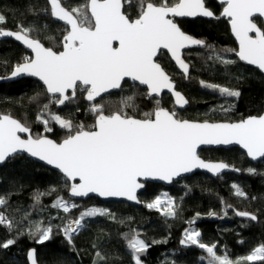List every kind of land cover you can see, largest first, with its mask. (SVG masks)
I'll return each instance as SVG.
<instances>
[{
  "label": "snow or ice",
  "instance_id": "snow-or-ice-1",
  "mask_svg": "<svg viewBox=\"0 0 264 264\" xmlns=\"http://www.w3.org/2000/svg\"><path fill=\"white\" fill-rule=\"evenodd\" d=\"M131 2L86 0L80 6L67 9L62 6V0H47L48 7L43 11L66 25L60 42L62 50L46 47L41 39L32 35L34 28L26 27L23 23H18L15 31L5 30L2 25L6 23V17L0 14V37H12L22 42L32 53L15 64L6 78L21 75L39 78L50 99L40 108L37 121L45 126V132L52 131L50 121H55L67 130V135L57 142L46 135L33 136L31 129L20 120L10 114H0V163L25 152L54 166L67 181H71L72 196L84 197L96 193L101 197H126L140 203L137 190L144 187L140 183L142 177L171 182L182 173L197 168L218 175L230 167L223 162H205L201 159L197 149L202 145L235 143L246 149L247 156L253 160L264 158V114L250 115L236 122H198L179 118L174 109L160 106V100L157 99L152 111L137 118L125 110L135 109V94L122 97L120 107L107 113L106 103L95 102L102 94L121 89L125 78H131L147 86L146 95L149 98L154 94L159 96L166 89L174 97V104L183 107L188 104V100L175 89L173 79L156 62L158 53L162 49L170 53L185 78H188L189 65L182 58V50L193 45L213 48L204 40L184 32L176 22L178 17L218 19L213 10L206 6V0H136L138 15L135 19H130L122 10L124 3L130 5ZM220 2L223 5L220 16L228 19L239 45L238 50L221 51L233 52L240 61L264 73V26L256 22L257 19L264 20V0ZM48 39L54 41L55 38ZM213 52L214 56H210V59L215 58L225 65L235 63L215 52L214 48ZM200 84L228 97L238 98L241 95L239 90L228 87L205 81H200ZM77 89L86 93L85 99L91 102L88 111L95 117L94 123L87 127L82 123L74 125L71 119L49 110L51 103L64 105L66 101L73 100ZM38 96L39 93L31 99L36 100ZM221 110L226 113L230 108L221 106ZM45 113L48 118H45ZM21 133H27V138H22ZM233 170L241 171L238 168ZM247 172L255 174L256 169L248 168ZM232 187L237 196H246L239 185L233 184ZM54 191L56 189L52 188L51 192ZM51 192L37 193L34 199L39 201L41 196L50 195ZM6 204L5 197L0 196V205ZM52 207L68 213L79 206L57 197ZM146 207L156 209L166 217H175L178 205L164 193L157 195ZM208 215L215 216L216 213L210 212ZM236 215L248 217L252 221L258 219L247 211H238ZM97 216L114 218L108 209L90 207L80 212L78 217L56 227L71 245L74 234L85 227L86 218ZM199 216L197 213L196 218ZM194 220L189 223H194ZM0 226L6 227L9 232L15 227L14 222L2 212ZM24 234V231H18L15 237L0 241V249H8ZM27 234L35 243L43 244L52 238L53 226L30 222ZM125 238L134 264H144L141 257L151 244L135 230L125 234ZM200 238L201 232L189 227L185 228L180 243L204 250L207 257L201 259H207V264L264 262V243L253 248L249 254L233 260L226 251L218 255L216 244H205ZM95 257L93 264H102L106 260L99 250L95 252ZM27 258L30 264H37L35 248L27 252Z\"/></svg>",
  "mask_w": 264,
  "mask_h": 264
},
{
  "label": "trees",
  "instance_id": "trees-1",
  "mask_svg": "<svg viewBox=\"0 0 264 264\" xmlns=\"http://www.w3.org/2000/svg\"><path fill=\"white\" fill-rule=\"evenodd\" d=\"M84 3L86 0H62V5L68 9ZM206 6L219 18L176 19V22L184 32L204 40L207 45L213 46L215 52L235 63L225 65L215 58L210 59V56H214L213 48H192L183 54L190 65L188 78H185L175 68L167 53L160 52L158 61L188 100L186 109L177 110L167 94L161 98H149L145 88L131 82H124L119 91L102 97L96 103H106L107 113L120 107L122 97L135 94V109L125 110L137 118L152 111L157 99L160 100V106L174 109L181 119L237 121L250 115H259L264 109V75L240 63L233 52L221 51L237 49V44L230 34L228 20L220 16L223 6L216 0H206ZM46 7V0H0V14L6 17L2 27L17 30V24L23 23L26 27L34 28L32 35L41 39L46 47L61 50L60 42L66 26L45 13L43 9ZM30 8L33 11H29ZM123 11L130 19H135L138 15L136 0H132L130 5L124 3ZM256 22L262 26L260 19ZM49 37H54V41ZM26 55L31 56L12 40H0V77L8 75L13 66L22 62ZM200 81L239 90L241 95L238 98L221 95L217 90L203 87ZM230 82H234L237 87H230ZM37 93L38 98L31 99ZM68 94L71 95V92ZM85 94L77 89L73 100L61 107L51 103L49 110L71 119L74 125L82 123L86 127L90 126L95 117L88 111L90 104L85 101ZM49 99L44 87L30 78L0 83V114H10L17 118L31 129L33 136L47 135L60 142L67 135L66 129L50 121L52 131L47 133L45 126L36 119L40 108L49 103ZM221 106L230 108V111L223 112ZM45 118H48L47 113ZM199 154L204 159L221 160L241 169L240 174L224 173L211 178L203 173H194L179 179L168 188L157 183H146L145 189L139 194L142 202L140 206L123 201L101 202L93 197L72 200L68 197L70 183L61 174L23 155L10 158L0 166V196L7 200L6 205H0V212L11 219L15 227L9 232L6 227L0 226V241L15 237L18 231H24L25 234L18 237L17 242L8 249H0V264H28L27 252L33 248L36 249L37 264H93L97 250L106 256L102 264H134L125 238V234L132 230L139 232L140 237L151 244L141 257L144 264H207V259H201L207 257L204 250L197 246L179 247L184 230L189 227L201 232V242L216 244L217 253L224 254L226 251L233 260L247 255L253 248L264 243V158L251 163L243 152L234 147L202 149ZM248 168L256 169V173H248ZM233 184L239 185L246 196H237ZM52 188L56 191L51 192ZM162 190L167 191L178 205L175 217H166L143 204V201L153 200ZM47 192L51 194L41 196L39 201L34 199L37 193ZM57 197L72 200L79 207L65 213L60 208L52 207ZM90 207L108 209L114 218H86L85 227L74 234L70 245L56 226H62ZM236 211L253 213L258 219L252 221L238 218ZM210 212L216 215H208ZM197 213L200 214L199 218H196ZM193 220L194 223L190 224ZM30 222L51 224L52 238L43 244L35 243L27 234Z\"/></svg>",
  "mask_w": 264,
  "mask_h": 264
},
{
  "label": "water",
  "instance_id": "water-1",
  "mask_svg": "<svg viewBox=\"0 0 264 264\" xmlns=\"http://www.w3.org/2000/svg\"><path fill=\"white\" fill-rule=\"evenodd\" d=\"M46 1H47V0H46ZM123 2H124V0H122V3H123ZM216 2H217L219 5H222L221 2H220V0H216ZM62 6H63V5H62ZM222 6H223V5H222ZM64 7H65V6H64ZM65 8H66V7H65ZM67 9H68V8H67ZM122 10H123V8H122ZM221 12H222V11H221ZM196 18H202V17H196ZM224 18H226V17H224ZM53 19H54L55 21H59V20H57L56 18H53ZM176 19H194V18H179V17H178V18H176ZM203 19H212V18H203ZM226 19H227V18H226ZM227 20H228V19H227ZM59 22H61L62 24L65 25V23H64L63 21H59ZM261 23H262V26H264V20H261ZM228 25H229L230 34H231V36L234 38V40H235V42H236V44H237V50H238V47H239V45H238V41L236 40L235 36H234V35L232 34V32H231V28H230V23H229V21H228ZM65 26H66V25H65ZM5 30H11V29H5ZM13 31H15V30H13ZM7 39L12 40V41L15 42L16 44H18L20 47H22L25 51H27L28 53H30V55H32L31 50H30V49H27V47H26L22 42H20V41H16V40H15L14 38H12V37H7V38H2V37H0V40H7ZM114 46H118V45H114ZM197 47H203V46L193 45V46H190V47L185 48L184 50H182V58H183V54H184V52H185L186 50H189V49H192V48H197ZM61 50H62V49H61ZM160 52H166L167 55H168V57L170 58L171 62H172L173 65L175 66V68H176L181 74H183V73H182V70L178 67V65H176L175 61L171 58L170 53H168L166 50H163V49H162ZM160 52H159V53H160ZM159 53H158V55H157V57H156V62H157V63H160V62L158 61ZM236 57H237V56H236ZM183 59H184V58H183ZM237 59H238V61H239L240 63H242V64H244V65H247V66H249V67H251V68H254V69H256L257 71H259L255 66L248 65L246 62L240 61L238 57H237ZM184 60H185V59H184ZM185 62L189 65V63H188L186 60H185ZM161 66H162V65H161ZM11 71H12V70H11ZM165 71H166V70H165ZM189 71H190V65H189ZM166 72H167V71H166ZM259 72H260L261 74L264 75V73H262L261 71H259ZM10 73H11V72H10ZM10 73H9L8 75H6V76L0 78V83H4V82H13V81H17V80H20V79H23V78H30V79H33V80L37 81L38 83H40V84L44 87V89H45V86L43 85V82L40 81L39 78H37V77H31V76H28V75H21V76H18V77H15V78H11V79L6 78V77L10 76ZM169 76L171 77L170 74H169ZM171 78H172V77H171ZM124 82H131L132 84H135V85H137V86H139V87L145 88L146 91H148L146 85H141V84H139L138 81H133V80H131V78H125V81H124ZM124 82H122V84H123ZM174 83H175V82H174ZM175 89H176L177 91H179V90L176 88V85H175ZM119 90H120V89L110 90L109 93L102 94V97L107 96V95H109V94H112V93H114V92H117V91H119ZM45 91H46V90H45ZM70 92H71V91H69V93H70ZM179 92H180V91H179ZM164 94H167V95H169V96L171 97L172 102H173V105H174V107H175L177 110L182 111V110H184V109H186V108L188 107V104L184 105L183 107H179V106L175 105V104H174V97H173L172 94H171L168 90H166V89L163 90V91L160 93L159 96H156V95L154 94L152 97H154V98H161ZM47 95L50 96V94H47ZM85 96H86V94H85ZM102 97H98L96 101H98V100L101 99ZM184 97H185V96H184ZM84 99H85V97H84ZM85 101L88 102L89 104L91 103V102L87 101L86 99H85ZM96 101H95V102H96ZM66 102H67V101H66ZM66 102H65V103H66ZM58 106L61 107L62 105H58ZM261 114H264V109H263V111H262L259 115H261ZM256 116H258V115H256ZM12 117H13V116H12ZM13 118H14V117H13ZM15 119H17V118H15ZM187 120H189V119H187ZM191 121L203 122L204 120H203V121H201V120H191ZM237 121H239V120H237ZM209 122H236V121H224V120H219V121H209ZM20 135L22 136V138H25V139H26L27 136H28L27 133H21ZM46 136H47V135H46ZM48 138L52 139V138L49 137V136H48ZM53 140H54V139H53ZM233 147H234V148H238L241 152H243V153L245 154L247 160H248L249 162H251V163H254V162H257V161L263 159V158H260V159H257V160H253L252 158H250V157L247 156L246 149H244L242 146H240V145H238V144H235V143H233V144H229V145H202V146H200V147L197 149V152H198V155L201 157V159H203L205 162H223V163H225L224 161H221V160H208V159H204V158L199 154V151L202 150V149H209V148H225V149H227V148H233ZM17 155H23V156H26L27 158H29V159H31V160H33V161H35V162H37V163H39V164H41V165H43V166H45V167H47V168L53 170V171H56V172H58L59 174H61V175L63 176V174H62L58 169H56L54 166H52V165H48V164H46V162H44V161H40L38 158L31 157L29 154H27V153H25V152H20V153H18V154H15L14 156H17ZM14 156H12V157H14ZM12 157H11V158H12ZM9 159H10V158L6 159L3 163H0V166L4 165ZM226 164H227V163H226ZM229 166H230V165H229ZM233 169H234V167L230 166L229 168L222 170L220 174L216 175V174H213V173L207 171L206 169H200V168H197V169H194L192 172H189V173H182L180 176L175 177L171 182H168V181H162V180H159V179L143 178V177H142V178H140V183H142V184L144 185V187L141 188V189H138V190H137V196H138V199H139V194H140V192H142V191L145 189V185H146V183H157V184H159V185H161V186H163V187H165V188H168V187L172 186L174 182H177L179 179H182V178H184V177L190 176V175H192V174H194V173H203V174H206V175L210 176L211 178H216V177H218L219 175H222V174H224V173H233V174H237V175L240 174V171H235V170H233ZM63 177H64V176H63ZM64 178H65V177H64ZM68 182H69L70 184L72 183L71 181H68ZM76 182H78V181H76ZM68 197H69L70 199H72V200H85V199H87V198L93 197V198H96V199L100 200L101 202H107V201H123V202H126V203L131 204V205H134V206H140V205L142 204V202H141L140 199H139V200H140V203H137L136 201H130V200H128L126 197H101V196H99V195L96 194V193H90L88 196H84V197L72 196L71 193H70V188H69V190H68ZM236 212H238V211H236ZM235 214H236V213H235ZM236 216H237V215H236ZM237 217H238V218H243V219H249L248 217H240V216H237ZM249 220H251V219H249ZM180 241H181V240H180ZM180 241H179V247H181V248H187V247H189V246L181 245ZM26 259H27V263L30 264V261L28 260L27 256H26Z\"/></svg>",
  "mask_w": 264,
  "mask_h": 264
},
{
  "label": "rangeland",
  "instance_id": "rangeland-1",
  "mask_svg": "<svg viewBox=\"0 0 264 264\" xmlns=\"http://www.w3.org/2000/svg\"><path fill=\"white\" fill-rule=\"evenodd\" d=\"M229 85H230V87H232V88H236L237 87V85L234 83V82H230L229 83ZM48 133V132H47ZM164 193H167L168 194V196H170V194L167 192V191H165V190H162L158 195H162V194H164ZM171 197V196H170ZM64 200H66V201H69L70 203H74L72 200H67V199H64ZM152 201V200H151ZM150 201V202H151ZM148 202H144L143 201V204L144 205H146ZM156 210V209H155ZM160 212V211H159ZM218 255H222V253H217ZM249 254V253H248ZM242 257V256H241Z\"/></svg>",
  "mask_w": 264,
  "mask_h": 264
}]
</instances>
